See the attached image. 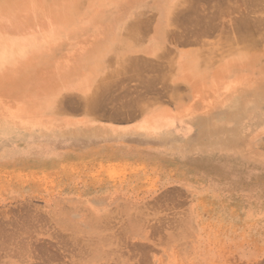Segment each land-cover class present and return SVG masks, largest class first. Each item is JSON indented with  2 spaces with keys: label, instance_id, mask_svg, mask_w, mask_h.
<instances>
[{
  "label": "rangeland",
  "instance_id": "obj_1",
  "mask_svg": "<svg viewBox=\"0 0 264 264\" xmlns=\"http://www.w3.org/2000/svg\"><path fill=\"white\" fill-rule=\"evenodd\" d=\"M20 1L9 0L0 14ZM203 1L195 8L209 19L207 31L204 22L193 25L189 18V23L191 9L181 2L171 3L169 14L166 0L97 4V14L120 15L122 23L131 19L130 12H142L139 45L121 50L118 58L145 60L150 63L141 66L145 70L112 80L117 85L102 91L98 105L87 103L80 88L61 90L48 102L56 109L39 111L51 117L46 128L15 112L14 104L0 117V234L16 240L0 237V264H264V82L232 103L182 114L178 107L196 99L189 82L164 83L157 75L177 67L181 56L205 53L210 62L205 77L219 66L233 72L264 62V25L259 34L252 28L254 36L236 29L246 11L255 18L264 10L244 3L250 8L245 11L242 0ZM211 1L218 9L230 2L224 6L229 9L222 12ZM51 4L62 6L61 1ZM216 12L218 20L210 19ZM39 28L34 24L28 30ZM64 47L62 42L48 52V60L61 56ZM0 49L17 58L40 50L21 33L0 40ZM236 52L244 56L225 63ZM109 64L102 63L99 78L113 74Z\"/></svg>",
  "mask_w": 264,
  "mask_h": 264
},
{
  "label": "bare ground",
  "instance_id": "obj_2",
  "mask_svg": "<svg viewBox=\"0 0 264 264\" xmlns=\"http://www.w3.org/2000/svg\"><path fill=\"white\" fill-rule=\"evenodd\" d=\"M58 1L59 2L61 1V3H62L61 7L59 5H57L55 8L51 7V5H52L51 3H55ZM200 1H202V0H166V2H168V3L164 4L165 13L168 12V14H169L170 11L172 12V10L169 11V9L171 8V6H174V4H179L180 2L183 4H188L187 8L189 6V10L191 9V11H190L189 16L186 13H185V15H187L189 23H190L189 18L194 23V24L191 23L193 25H195V22H196V24L197 23L199 24L200 22H204L205 23L204 28L207 31L210 27V25H209L210 23L207 24V26H208V29H207L206 28L207 27L206 22L209 19L206 21L201 15H199L197 13V10L195 8L196 6L199 5L198 3ZM106 2H108V0H39V1L38 0H21L19 2L18 6H15L14 8L7 9V11L5 13L0 14V40H5V39L7 40L8 38H11L12 36L21 33L27 39L29 38L31 40V44L33 47L38 46L40 49L38 52H35V53H32L33 52V50H32L31 52L22 54L18 58L16 56L9 54L8 52H5L4 50L0 49V117L5 115L4 113L8 110V108H10V106L12 104H14L13 107L15 108L14 109L15 112H17L18 114H22V113L28 114L30 116L31 120L34 123H36V125L38 124L39 127L46 128L50 122L51 117H46V118L42 117L41 115H39V111H43V109H47V108H48V111L49 110L53 111L54 108L56 109V106H53L51 108L49 106L48 102H52V98H58L57 95L60 93L61 90H64V89H67L70 87L80 88L81 90H84V92H85L84 93V95H85L84 99L87 101V103L92 105L100 97V95L104 89H106L108 86H112V85H110L112 80H114V81L116 80L115 82H117V79L118 80H119V78L122 79V77L127 78V77H130L133 75H134V77H138L140 75L138 73H141L140 72V70H142L141 66L146 64L145 60L144 61L138 60V59H136L137 57L135 55V57H136L135 59L129 58L128 61H122V60H120V58H118V57H120V56H118V54L121 50L130 49V48L132 49V48H135L139 45V40L143 34V29H142L143 27H141V21H140L141 19L139 17V15H141L140 13H142V12L139 10L140 11L139 15H137L138 14L137 13L135 15L133 14L134 16H131L132 13L130 12L131 13V14L129 13L130 17L128 15L127 16L131 19L122 23L119 20L120 15L119 16L114 15V16H110L108 18H105V17H102L99 14H97V12L95 10L97 4L103 5ZM204 2H205V0L203 1V4H204ZM209 2L210 1H208L207 3H209ZM216 2H220V1H216ZM226 2H224L223 9L228 8V7L227 8L224 7ZM232 2H233V0H232ZM235 2H236V0H234V3ZM242 2H243V4L245 3L246 5H248L247 7H251V8L256 7V10L258 8H260L261 9L260 11L264 10V0H242ZM8 3H9V0H0V7L4 6V8H6L8 6L7 5ZM171 3H174V4L171 5ZM196 3H197V5H196ZM229 3H226V6H228ZM209 4H211V3H209ZM215 4L216 3L212 2V5H215ZM246 5L244 6L245 11L250 9V8L246 9ZM216 6L217 5H215L214 7L216 8ZM133 7H134V5H133ZM231 7H233V6H231ZM219 8L222 9L221 6H219ZM234 8H236V7L234 6ZM105 9H107V8H105ZM209 9L210 8H208V10ZM216 9H218V7ZM221 9H218V10L224 12L223 9L222 10ZM218 10H216V11H218ZM239 10L240 9H238V11ZM139 11H137V12H139ZM226 11L227 10H225V12ZM241 11H244V10H241ZM82 12L89 13L87 19L78 18V16ZM205 12H207V11H205ZM218 12L215 13V15H214L215 17H210L212 15H207V16L210 17V19L211 18L216 19ZM246 13H247V11H246ZM246 13L243 14L244 16L242 15L243 17L240 18L241 19L240 22L237 20L238 22H237L236 29L239 28V29H237V31L242 30L244 32V34L248 33V34L254 36V34L251 33V30L254 26H256V27H254L255 32H257L256 31L257 29L258 30L261 29V28H259V25H261V24L264 25V14L262 16H258V17L256 16L255 18H252L253 16L252 17L250 16L251 17L250 18L248 15H246ZM172 14H174V13H172ZM237 14H238V12H237ZM185 15H184V17H185ZM234 15H235V13H234ZM250 15H251V13H250ZM175 16H177V15H175ZM128 17H127V19H128ZM181 17L182 16L180 14L179 20L181 19ZM187 17H185V18H187ZM218 18L220 19V17H218ZM216 20H218V19H216ZM180 21L182 22V20H180ZM232 21L235 22L233 19H232ZM185 23H186V21H185ZM216 23L217 22H215V24ZM34 24H37L38 27H40V28L36 32L30 34L29 33L30 30H28V29L30 28V26H32ZM193 25L191 28H193ZM234 25L236 26L235 23H234ZM185 26H186V24H185ZM189 26H187V27L189 28ZM199 27L200 26H198V28ZM215 27H217V26L215 25ZM225 27H224V29H225ZM191 28H189V32L192 30ZM196 28H197V26H196ZM195 31L196 30H194V32L192 34H194ZM223 31H225V30H223ZM23 32H25V33H23ZM243 32H241V34H243ZM259 32H261V30ZM183 33H184V30H183ZM196 33L201 34V32L199 30ZM211 33H212V27H211ZM189 34L192 35L191 33H189ZM257 34H259V33L257 32ZM201 35H204V34L202 33ZM192 36L195 37V35H192ZM245 36H243V38ZM183 37H185V35ZM197 37H198V39H200L199 35L196 36V38ZM247 37H249V36H247ZM255 37H256V35H255ZM255 37H254V39H255ZM251 38H253V37H251ZM240 39H241V37H240ZM72 40H74V42L71 43ZM62 42H64V46H65L64 47L65 48L64 53L61 56H56V58L48 60L47 53L54 50V48H56ZM251 42L253 43L254 41L252 40ZM231 43H233V42H231ZM234 44L236 45V42ZM149 47H151V46H149ZM165 48H167V47H165ZM236 48H238V46ZM149 50H151V49H149ZM213 50H214V48H213ZM224 53H225V51H224ZM205 54H204V56L200 55L197 58L192 57V56H184V57L181 56L177 62V67H173V66L171 67L170 66V68H169L170 71H168L167 73H165V72L163 73L162 71L159 73L158 71H156V74H157V72L159 73L157 75H159V79H161V82L165 81L164 83H167V81L171 82V81H174L175 79L184 80L185 82H189L190 87H191V92H190L191 96H193V98H196V99L191 104L180 105L178 107V109H179L178 111H180V113H182V114H184V113H186V114L187 113L188 114L195 113L196 114L198 112H203V111L207 110L208 107L211 106V104H214L217 102H231L232 103V101H235L238 98H241V95L244 92L255 91V90H258L260 88V86H262V83L264 82V62L258 64V63H256L257 62V60H256L255 64H250L246 68H244L243 70H235L233 72L230 71L229 68H226L224 66H219V67H216L211 72V74L209 76L205 77L204 74L210 65V62L206 58ZM138 56H140V55H138ZM243 56H244V54L240 53V52L233 53L231 55H228V60L225 59V63H226V61L229 62L231 60L241 58ZM207 57H208V55H207ZM145 58L146 57H144L143 59H145ZM210 58H212V57H210ZM151 61H152V59H151ZM103 62L110 63L113 66L112 68H114V72H113V74L112 73L111 74L105 73V74L101 75L100 78H102V79H100L99 73L104 72V69H102V66H101ZM162 62H163V60H162ZM159 63H161V62H159ZM149 64H146V65H149ZM154 64H158V62L156 63V61H155ZM149 67L150 66H148L147 68L150 69ZM156 67H158V66H156ZM161 67H163V69H164L165 66L163 65ZM145 68L143 70H145ZM151 70L153 71L154 68ZM160 70L161 69L159 68V71ZM255 70H257V72H254ZM71 71H75L76 73L72 76L70 74ZM136 74H138V75H136ZM157 75H155V79L153 80L154 82L156 80ZM141 76H142V74H141ZM150 76H151V74H150ZM126 78H123V79H126ZM153 78H154V76L152 77V79ZM144 79H145V77H144ZM147 79H148V77L145 79V81ZM149 80H150V78H149ZM140 81H141V79H140ZM153 81H151V82H153ZM151 82H149V85L154 84ZM158 82H160V81H158ZM120 83H122V82H120ZM157 83H155V84L158 85ZM147 85L148 84H145L146 88H147ZM145 86L143 85L142 88L145 89ZM164 89H166V88H164ZM105 91H104V93H105ZM106 93H107V91H106ZM102 96L103 95H101L100 98H102ZM106 97L107 96H105V98ZM11 98H23V99H20L19 101L15 100V101L11 102L12 101V100L10 101ZM100 98L98 100H100ZM136 98L137 97H135V100H137ZM139 98H141V96ZM104 100H106V99H104ZM139 100L142 101V99H139ZM45 101H46V103H45ZM86 101H85V103H86ZM141 101H139V102H141ZM56 102L58 103V101H56ZM99 102H102V101H99ZM104 102H106V101H104ZM129 102L130 101H128V103ZM36 103H38V104L36 105ZM130 103L132 105V102H130ZM95 104L98 105L100 103H95ZM126 105L128 106V104H126ZM133 106H134V103H133ZM85 107H87V106H85ZM95 107H96V105H95ZM128 107H130V106H128ZM156 110L154 112H152V111L149 112V114H151L150 115L151 117H152V115H155L157 113ZM160 111L163 112L164 110L160 109ZM114 113H115V111H114ZM24 117H26V116H24ZM148 118H147V120L149 121L150 118L149 119ZM149 123H150V121H149ZM36 125H34V126H36ZM63 126H66V125H63ZM114 131L115 130H113V132ZM125 134H129V135L133 134L134 135V133H125ZM114 137H116V136H114ZM136 138H138V136ZM214 141H215V139H214ZM193 148H195V147L193 146ZM28 208L26 207L27 210H28ZM42 218H43V216H42ZM3 228H6V227L4 226ZM0 229H1V227H0ZM1 231L2 230H0V232ZM7 231H9V230H7ZM5 234L8 235V232H6ZM1 236L4 238L6 237V235L0 234V237ZM8 237L10 238L12 236L8 235ZM8 237H6L4 240L3 239L2 240L5 241L6 239H8ZM54 239H55V237H54ZM2 240H0V241L2 242ZM8 240L9 241L13 240L14 242L16 241V240L11 239V238ZM6 243L7 242H5V244ZM3 244H4V242H3ZM67 247H68V245H67ZM66 251H68V250H66Z\"/></svg>",
  "mask_w": 264,
  "mask_h": 264
}]
</instances>
